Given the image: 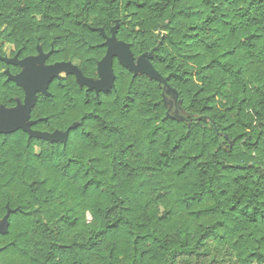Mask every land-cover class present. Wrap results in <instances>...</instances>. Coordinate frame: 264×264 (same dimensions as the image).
Masks as SVG:
<instances>
[{
  "label": "trees",
  "instance_id": "obj_1",
  "mask_svg": "<svg viewBox=\"0 0 264 264\" xmlns=\"http://www.w3.org/2000/svg\"><path fill=\"white\" fill-rule=\"evenodd\" d=\"M114 30L157 78L63 75L31 119L66 144L0 134V264L264 262V0H0V108L4 44L97 81Z\"/></svg>",
  "mask_w": 264,
  "mask_h": 264
},
{
  "label": "water",
  "instance_id": "obj_2",
  "mask_svg": "<svg viewBox=\"0 0 264 264\" xmlns=\"http://www.w3.org/2000/svg\"><path fill=\"white\" fill-rule=\"evenodd\" d=\"M105 45L107 46V53L105 58L99 63V80L97 81L86 78L79 67L71 62L45 66L49 55L43 54L42 51H40L39 56L25 60H19L18 56L13 59L1 58L6 64L23 68L22 72L17 75H11L9 71L6 74L11 81L23 89L25 99L23 103L19 102L16 108H0V134H10L23 130L29 134L30 138L66 144L69 138V130L66 132L56 131L54 133L35 131L32 130V127L36 125L37 121L31 119L32 111L37 104L39 95L48 96L50 84L55 79H61L63 74L74 75L79 85L86 86L89 91H95L97 95L108 93L115 86L114 58H117L121 65L135 74L144 73L157 78L153 67L147 65L148 69L142 68L143 63L146 62L145 57L137 60V64H135L136 60L129 46L117 40L115 30L113 36L107 38ZM12 212H16V210H8L7 215L2 219L3 224L0 227V235H5L8 232L9 216Z\"/></svg>",
  "mask_w": 264,
  "mask_h": 264
},
{
  "label": "rangeland",
  "instance_id": "obj_3",
  "mask_svg": "<svg viewBox=\"0 0 264 264\" xmlns=\"http://www.w3.org/2000/svg\"><path fill=\"white\" fill-rule=\"evenodd\" d=\"M13 47L12 46H10V45H8V44H4V53L6 54V57H5V59H13V58H11V53L13 52ZM74 65H76L77 66V63H75V62H72ZM135 64H137V61H135ZM45 66H47V64L45 63ZM142 68H147L148 69V67H147V65L145 64V63H143V67ZM23 69V68H22ZM63 75H65V74H63ZM62 75V76H63ZM2 219L0 220V227L2 226Z\"/></svg>",
  "mask_w": 264,
  "mask_h": 264
},
{
  "label": "flooded vegetation",
  "instance_id": "obj_4",
  "mask_svg": "<svg viewBox=\"0 0 264 264\" xmlns=\"http://www.w3.org/2000/svg\"><path fill=\"white\" fill-rule=\"evenodd\" d=\"M16 67H18V66H16ZM19 68H20V67H19ZM22 70H23V69H22V68H20V72H19V73H21V72H22ZM19 73H18V74H19ZM23 102H24V101H23ZM23 102H21V103H23ZM32 130H35V129L32 127ZM18 131H19V130H18ZM21 131H23V130H21ZM16 132H17V131H16ZM23 132H24V131H23ZM25 133H26V132H25ZM26 134L29 136V134H28V133H26ZM0 220H1V219H0Z\"/></svg>",
  "mask_w": 264,
  "mask_h": 264
},
{
  "label": "built area",
  "instance_id": "obj_5",
  "mask_svg": "<svg viewBox=\"0 0 264 264\" xmlns=\"http://www.w3.org/2000/svg\"><path fill=\"white\" fill-rule=\"evenodd\" d=\"M254 264H264V262H262V263L255 262Z\"/></svg>",
  "mask_w": 264,
  "mask_h": 264
}]
</instances>
